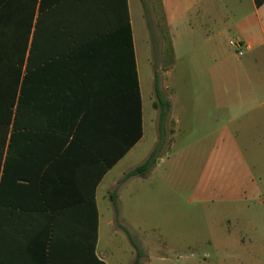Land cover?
Here are the masks:
<instances>
[{
    "label": "crops",
    "instance_id": "0c3cea01",
    "mask_svg": "<svg viewBox=\"0 0 264 264\" xmlns=\"http://www.w3.org/2000/svg\"><path fill=\"white\" fill-rule=\"evenodd\" d=\"M28 2L27 22L20 3L0 21V264H108L102 228L129 234V188L141 181L143 199L156 165L179 184L174 170L192 155L221 172L204 184L231 193L222 199L260 193L264 2ZM155 80L170 101L171 141L146 175L124 179L159 140Z\"/></svg>",
    "mask_w": 264,
    "mask_h": 264
},
{
    "label": "rangeland",
    "instance_id": "374dc122",
    "mask_svg": "<svg viewBox=\"0 0 264 264\" xmlns=\"http://www.w3.org/2000/svg\"><path fill=\"white\" fill-rule=\"evenodd\" d=\"M261 67L264 72V59ZM194 95L199 97L197 92ZM169 118L162 131L156 129L158 138L165 135L157 157L164 154L171 141L168 136L173 123ZM142 145L133 162L145 156L148 144ZM155 164L156 160L152 168ZM201 164L195 155L180 162L174 170L179 184L174 185L167 183V177L162 178L164 167L156 165L159 173L150 175L143 199L141 181L129 188L122 201L129 236L102 228L101 247L108 255V264H133L136 259L139 264H264V170L260 171V193L242 204L222 199L220 194L227 192L221 193L220 187H205L204 180L210 173L219 177L221 172ZM227 177L234 179L231 171ZM105 204L102 200V209Z\"/></svg>",
    "mask_w": 264,
    "mask_h": 264
},
{
    "label": "trees",
    "instance_id": "16d2710c",
    "mask_svg": "<svg viewBox=\"0 0 264 264\" xmlns=\"http://www.w3.org/2000/svg\"><path fill=\"white\" fill-rule=\"evenodd\" d=\"M28 1L29 0H0V21L11 22V19H13V15H14V13H13L14 4L16 5L17 3L22 4L23 7L20 8L19 12H18V10L15 11L16 16H18V14H19L21 16V19L23 21H26L29 17V11H28L29 2ZM254 1H255V4L257 6L261 5L264 2V0H254ZM30 14L32 16V14H33L32 9L30 10ZM128 29H129V26H128ZM134 71H135V69H134ZM134 91H135V95L138 99L139 90L136 86L135 72H134ZM154 93H155V101H154L153 105L156 108H158V110H159V116H158L159 126H158V129L160 131H162L164 128L165 122L169 118L170 101L164 95V93H163V91H162L157 80H155V83H154ZM7 114L10 115V110H9V112L7 111ZM4 122H5L4 124H7L8 121H4ZM171 122H172V120H171ZM163 135L159 136L160 137L159 141L154 146V148L151 151V153L149 154L148 158H146L145 161H143L139 165L135 166L132 170L127 172L126 175L124 176V179H127L131 176H134V175L144 176V175H146V173H148L151 170L153 163H154V160L157 159V153L159 152L160 147L162 145ZM110 199L112 201L114 208L117 209L116 195L111 194ZM128 236H129V234H128ZM100 263L105 264V262L102 260ZM133 264H139L138 259H136Z\"/></svg>",
    "mask_w": 264,
    "mask_h": 264
},
{
    "label": "built area",
    "instance_id": "2783aa9c",
    "mask_svg": "<svg viewBox=\"0 0 264 264\" xmlns=\"http://www.w3.org/2000/svg\"><path fill=\"white\" fill-rule=\"evenodd\" d=\"M229 44L231 45V46H233V47H235V48H241L243 45H242V43H241V41H236V40H230L229 41Z\"/></svg>",
    "mask_w": 264,
    "mask_h": 264
}]
</instances>
